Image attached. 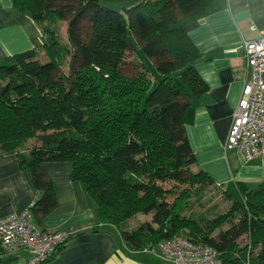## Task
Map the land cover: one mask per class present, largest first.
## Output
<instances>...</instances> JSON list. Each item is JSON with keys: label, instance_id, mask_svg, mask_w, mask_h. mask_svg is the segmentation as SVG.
Segmentation results:
<instances>
[{"label": "trees", "instance_id": "16d2710c", "mask_svg": "<svg viewBox=\"0 0 264 264\" xmlns=\"http://www.w3.org/2000/svg\"><path fill=\"white\" fill-rule=\"evenodd\" d=\"M11 2L40 28L47 57L39 60L31 48L0 59V154H14L30 171L40 192L28 207L34 222L57 204L44 163L69 161L71 179L94 202L98 222L114 225L129 249L183 235L217 249L223 264H264V183L217 184L194 171L185 130L194 119L192 98L207 89L189 32L227 0ZM61 20L65 43L53 27ZM136 44L153 74L142 62L141 71L124 72ZM32 138L36 143L27 147ZM168 179L185 187L165 188ZM210 186L231 201L228 210L191 212L188 199ZM139 212L151 218L127 227ZM3 260L9 259L0 244Z\"/></svg>", "mask_w": 264, "mask_h": 264}, {"label": "crops", "instance_id": "0c3cea01", "mask_svg": "<svg viewBox=\"0 0 264 264\" xmlns=\"http://www.w3.org/2000/svg\"><path fill=\"white\" fill-rule=\"evenodd\" d=\"M260 29H264V0H227L224 9L208 14L189 32L201 53L196 69L207 89L192 98L194 119L185 130L196 157L193 168L204 170L217 184L232 180L249 185L264 183V157L245 161L237 150L224 148L248 76L242 43L258 37ZM41 41L36 23L18 11L11 0H0V59L38 49ZM44 168L57 204L36 224L48 231L71 229L74 233L52 259L42 264H169L154 247L129 249L114 225L98 222L94 202L80 183L71 179V162L47 161ZM39 194L30 171L18 164L16 156L0 154V217L20 213ZM4 255L9 260L0 264H19L27 260L29 252Z\"/></svg>", "mask_w": 264, "mask_h": 264}, {"label": "built area", "instance_id": "2783aa9c", "mask_svg": "<svg viewBox=\"0 0 264 264\" xmlns=\"http://www.w3.org/2000/svg\"><path fill=\"white\" fill-rule=\"evenodd\" d=\"M242 49L248 76L233 112L224 148L237 150L249 161L264 157V29L259 30L258 37L243 41ZM73 233L71 229L40 228L28 208L0 217V244L4 252H29L27 260L19 264H42ZM154 250L169 264H223L217 249L183 235L159 241Z\"/></svg>", "mask_w": 264, "mask_h": 264}, {"label": "rangeland", "instance_id": "374dc122", "mask_svg": "<svg viewBox=\"0 0 264 264\" xmlns=\"http://www.w3.org/2000/svg\"><path fill=\"white\" fill-rule=\"evenodd\" d=\"M54 29L57 32V35L59 36L62 43L67 42V35H66V27L67 23L65 20L57 21L54 24ZM38 46V45H37ZM37 48V47H36ZM136 50H129L127 52V62L123 65L124 72L128 74L135 73L136 70L141 71V62L144 64L146 69L150 74L154 73V65L152 61L141 54L139 52V55L137 54V50L139 49V46L135 45ZM38 52V58L41 61H44L47 59L45 51L42 47H39L37 49ZM137 67V68H135ZM66 64L62 67V70H66ZM136 69V70H135ZM36 143L35 139H29L26 143L27 147H31ZM195 171V169H193ZM162 185L165 188H171L173 191H180L182 188L185 187V185L181 182H175L173 180H165L161 182ZM221 188L210 186L206 191L193 194L190 199H188L190 205H192L191 212L195 213H208L210 216H214L218 213L226 212L231 204V201L228 199H225L222 195ZM175 195V194H172ZM174 196H171L170 199L172 200ZM188 213V211H187ZM151 218L150 214H143V213H137L130 219L126 221V226L131 228L139 225L140 223H143L144 221H148ZM35 221V220H34ZM16 261V260H15ZM18 262V261H17Z\"/></svg>", "mask_w": 264, "mask_h": 264}]
</instances>
